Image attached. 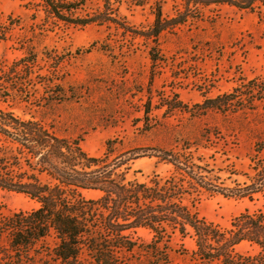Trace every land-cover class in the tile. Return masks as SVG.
Here are the masks:
<instances>
[{"label":"rangeland","instance_id":"rangeland-1","mask_svg":"<svg viewBox=\"0 0 264 264\" xmlns=\"http://www.w3.org/2000/svg\"><path fill=\"white\" fill-rule=\"evenodd\" d=\"M183 6L184 0H163L162 17L175 15ZM190 6L193 10L185 23L159 34L154 49L158 59L153 62L154 43L144 33L154 20V0L129 7L87 0L78 16L106 12L89 24L60 19L44 0H0V76L19 63L8 77L12 82L0 83V111L36 120L59 137L76 139L91 156H104L110 141L108 160H122L126 180L149 183L156 173L183 176L187 186L189 175L196 177L198 171L206 175L210 169L206 177L215 180V186L199 187L200 192L183 201L222 230L244 209L264 213V188L253 193V200L228 196L249 183L250 165L264 157V4ZM34 55L35 62L23 66ZM39 77L60 83L62 99L46 100ZM222 95L226 97L215 102L220 109L200 106L205 99ZM14 139L18 138L13 133L0 131V146H16ZM163 151L190 153L202 159L194 161L200 168L192 174L185 165L178 169L161 159ZM21 164L26 169L23 159ZM38 176L52 181L45 172ZM79 191L85 199L102 196L98 190ZM37 206L23 193L3 191L0 196L4 216ZM125 233L140 246L137 251L152 240L146 228ZM0 245H6V237ZM195 249L193 237L174 236L167 251L173 264H195L191 258ZM234 251L252 256L259 248L242 241ZM131 260L147 263L139 252Z\"/></svg>","mask_w":264,"mask_h":264},{"label":"trees","instance_id":"trees-1","mask_svg":"<svg viewBox=\"0 0 264 264\" xmlns=\"http://www.w3.org/2000/svg\"><path fill=\"white\" fill-rule=\"evenodd\" d=\"M44 1L56 16L74 24L93 23L106 14L95 11L78 16L77 10H83L87 0ZM144 1L147 0H104V3H124L129 7ZM162 1L154 0V20L144 33L154 43L150 48L153 62L158 59L154 49L159 34L166 28L185 23L193 10L190 4L194 9L223 3L237 8L251 7L256 1L264 4V0H184L182 10L171 17H162ZM110 20L116 22V19ZM34 62L35 55L31 61H23V66ZM18 65L12 63L6 75L0 76V83L12 82L8 77L15 74ZM33 81L35 87L36 81ZM37 83L48 101L64 96L60 83L52 79L44 77ZM262 92L264 95V89ZM224 97L205 99L200 106L220 109L222 105L215 102ZM148 112L147 108L145 119ZM0 131L11 132L18 138L13 140L16 146H0V196L3 191H13L38 202L36 208L27 212L6 216L0 213V240L6 237V245H0V253H3L0 264H34L38 260L59 264H138L131 260L135 252L145 255L146 264H173L167 248L174 236L194 238L196 249L191 258L195 264H264L262 211L250 213L244 209L231 220L228 229L221 230L183 201L190 199L193 192H200L199 187L207 190L215 186V180L206 177L210 169H205L206 175L200 171L196 177L189 175L187 186L183 176L165 178L156 173L151 175L149 183L126 180L122 160H108L112 151L110 141H106L104 156H91L76 139L59 137L38 121L8 111H0ZM163 154L162 160L178 169L185 165L191 169V174L194 168H200L194 161L202 159H194L190 153L175 155L163 151ZM250 169L252 176L246 175L249 183L228 196L253 200V193L264 188V157L255 159ZM41 172L47 173L52 181H43L38 176ZM79 189L98 190L102 196L97 200L85 199ZM137 228L152 232L151 242L141 251H137L140 246L131 239V233H125H135ZM242 241L257 246V254L235 252V246Z\"/></svg>","mask_w":264,"mask_h":264}]
</instances>
